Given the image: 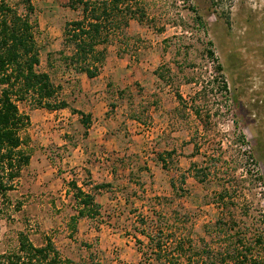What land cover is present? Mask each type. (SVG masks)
I'll list each match as a JSON object with an SVG mask.
<instances>
[{
    "label": "rangeland",
    "instance_id": "rangeland-1",
    "mask_svg": "<svg viewBox=\"0 0 264 264\" xmlns=\"http://www.w3.org/2000/svg\"><path fill=\"white\" fill-rule=\"evenodd\" d=\"M0 1L24 12L20 0ZM30 2L36 69L67 107L50 111L31 94L17 104L30 159L0 199V254L22 232L37 247L51 240L71 264H231L237 233L264 257V0H139L145 19L98 47L93 79L70 64L63 37L80 10ZM72 183L98 207L78 216ZM154 233L160 261L145 237Z\"/></svg>",
    "mask_w": 264,
    "mask_h": 264
},
{
    "label": "trees",
    "instance_id": "trees-1",
    "mask_svg": "<svg viewBox=\"0 0 264 264\" xmlns=\"http://www.w3.org/2000/svg\"><path fill=\"white\" fill-rule=\"evenodd\" d=\"M20 1L24 8V12L20 14L10 5L0 1V199H3L8 191L13 190L22 169L28 165L30 159L22 149L23 143L19 135L27 118L19 113L17 104L31 94L37 99L38 105L50 111L67 107L65 102L55 101L57 88L49 76L36 69L39 65V54L29 20L33 7L30 0ZM68 5L70 9L81 12L79 20L67 22L63 29L64 41L72 48L69 62L76 71L85 74L88 79L98 75L99 68L105 60V50H99L98 47L108 44L111 33L127 28L130 21L142 22L145 19L139 0H68ZM210 45L208 43V46ZM205 55L213 61L212 50L207 49ZM214 70L217 76L221 75L222 68L217 62ZM221 83L226 92L225 83ZM193 113L204 126L201 111L195 107ZM79 114L82 124L87 127L90 116ZM238 143L244 146L245 138L241 136ZM213 166L217 167L215 163ZM200 174L207 176L204 168H197L196 176L199 177ZM72 187L76 191L74 198L79 200L78 205L82 207V210L78 211V216H84L86 210L91 211L98 207L93 196L82 192L74 183ZM106 187L108 185H98L95 189L101 190ZM221 187L216 194V200L223 210L227 209L226 198L229 196L230 188L227 184ZM229 199L232 201L231 197ZM2 211L0 207V215ZM235 234L237 233L232 237L233 246L228 253L231 264H264V257L254 254V244L249 243L247 248L241 241L242 238ZM145 237L149 240V251L156 261H160L162 254L167 253L163 250L165 249L163 241L155 240V233ZM256 240L258 243L261 242ZM141 255L145 257L146 254ZM0 264H71V262L61 260L51 240L48 239L44 245L37 247L26 234L20 232L17 235L15 251L1 253Z\"/></svg>",
    "mask_w": 264,
    "mask_h": 264
}]
</instances>
